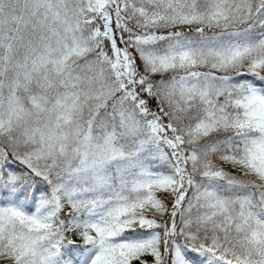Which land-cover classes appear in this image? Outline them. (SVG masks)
I'll return each mask as SVG.
<instances>
[{
    "label": "snow or ice",
    "instance_id": "snow-or-ice-1",
    "mask_svg": "<svg viewBox=\"0 0 264 264\" xmlns=\"http://www.w3.org/2000/svg\"><path fill=\"white\" fill-rule=\"evenodd\" d=\"M0 264H264V0H0Z\"/></svg>",
    "mask_w": 264,
    "mask_h": 264
}]
</instances>
